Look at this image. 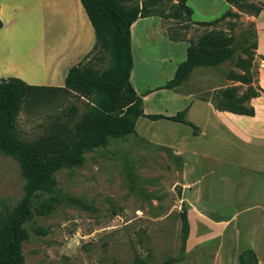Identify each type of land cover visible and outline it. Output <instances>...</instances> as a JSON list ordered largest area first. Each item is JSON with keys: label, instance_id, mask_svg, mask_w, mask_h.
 Here are the masks:
<instances>
[{"label": "crops", "instance_id": "0c3cea01", "mask_svg": "<svg viewBox=\"0 0 264 264\" xmlns=\"http://www.w3.org/2000/svg\"><path fill=\"white\" fill-rule=\"evenodd\" d=\"M225 4L222 0H187L192 12L189 22L211 21L222 14ZM193 11L201 12L200 17L193 19ZM48 16L52 21L47 22L44 17ZM242 17L252 22L254 32L255 80L251 84L256 95L242 104L251 109L249 115L217 110L211 101L192 93L163 89L171 79L166 73L159 87L148 91L138 87L147 61L156 59L162 72H174L185 58L188 42L171 41L162 35L156 16L136 19L129 27V82L141 98L143 115L170 117L182 111L183 119L196 127L193 132L178 122L141 116L135 120L132 135L152 147L168 149L180 160L178 200L185 210L188 229L184 259L175 264L199 256L211 257L203 264H239L238 255L245 248L253 251L256 264H264V10ZM152 22L156 23L160 43L165 45L155 57L148 56ZM0 23V79L16 78L29 86L62 88L68 69L82 62L94 44L79 0H0ZM172 44L182 45L177 65H171ZM140 50L145 52L141 56ZM229 62L213 68L196 67L190 74L210 69L225 83L215 89L240 85L244 89L247 84L222 74ZM156 97L165 105L171 103L170 111L149 109L147 104Z\"/></svg>", "mask_w": 264, "mask_h": 264}, {"label": "rangeland", "instance_id": "374dc122", "mask_svg": "<svg viewBox=\"0 0 264 264\" xmlns=\"http://www.w3.org/2000/svg\"><path fill=\"white\" fill-rule=\"evenodd\" d=\"M145 1L134 0L126 5L140 6ZM255 2L264 5V0ZM175 3V0H163L155 9L159 31L166 38L190 43L209 30L233 38L236 52L222 68V74L248 85L244 89L241 85L234 87L240 104V99L248 97L250 91L255 92L251 84L255 80L252 22L231 7L240 13L239 18H226L208 28L192 26L184 17H171ZM217 8L219 13L220 5ZM193 12V19L200 17L201 12ZM44 18L52 21L50 16ZM152 26L150 53L145 55L155 57L163 52L165 45L160 43L155 32L156 23L152 22ZM181 49L182 45L172 44L171 65L178 64ZM141 51L140 56L145 53ZM155 60L147 61L145 72L141 71L137 80L138 87L148 88L145 91L159 87L165 73L173 75L171 70L162 72ZM106 63L105 56L96 69L101 70ZM223 85L225 83L214 77L210 69L195 70L174 91L208 99L216 107H231L220 98V92L229 87L215 89ZM237 92L242 93L237 96ZM53 96L50 102L21 107L16 130L23 141H32L54 130L57 122L64 120H56L57 116L70 105L77 110L73 120L84 111V99L61 94ZM159 98L151 100L148 108L170 111L171 103L165 105L158 102ZM179 169V158L168 149L152 147L132 135L110 139L105 147L83 153L80 165L55 172L53 194L57 201L54 209L46 216H35L24 225L28 235L21 244L24 264H129L139 261L159 264L169 256L184 259V237L178 217L181 209ZM22 185L16 162L0 155V215L16 206L23 194ZM68 196L83 200L88 209L68 202ZM210 259L199 256L185 264H203Z\"/></svg>", "mask_w": 264, "mask_h": 264}, {"label": "trees", "instance_id": "16d2710c", "mask_svg": "<svg viewBox=\"0 0 264 264\" xmlns=\"http://www.w3.org/2000/svg\"><path fill=\"white\" fill-rule=\"evenodd\" d=\"M134 0H79L94 35V44L83 61L68 69L62 88H45L26 85L19 79H0V155L16 162L23 180L22 196L16 206L0 215V264H24L21 244L28 235L24 225L35 216H46L55 206L53 194L54 174L61 168H70L83 162V153L103 148L110 139H125L134 135L138 117L149 120L165 119L196 127L186 122L177 112L174 116L143 115L141 98L134 92L129 74L132 69L129 27L136 19L157 16L155 9L163 0H146L137 5H126ZM173 18L184 17L190 21L191 10L187 0H175ZM240 13L256 16L264 5L251 0H222ZM226 9L219 17L207 22H189L198 27H212L226 18H239L237 12ZM1 27V23H0ZM236 46L233 38L222 32L206 31L185 48V58L175 68L163 89L174 90L196 67L213 68L231 61ZM105 56L107 63L96 69ZM241 82V81H240ZM46 91V92H43ZM59 91V92H57ZM84 99L78 119L77 110L70 105L57 116L54 130L32 141H23L17 133L16 121L23 105L50 102L53 95ZM256 95L250 91L249 96ZM236 100L235 88L220 92L223 102L231 107L217 110L249 115L251 109ZM68 202L84 210L88 204L79 198L67 197ZM182 238L187 232L186 214L181 207L178 214ZM184 235V236H183ZM183 250V247H182ZM181 258L169 256L159 264H175ZM239 264H256L250 248L238 255ZM129 264H151L139 261Z\"/></svg>", "mask_w": 264, "mask_h": 264}]
</instances>
